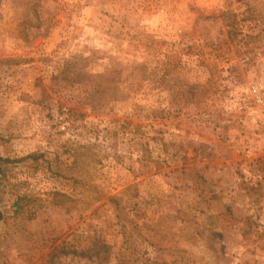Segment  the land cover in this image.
<instances>
[{
	"label": "rangeland",
	"instance_id": "374dc122",
	"mask_svg": "<svg viewBox=\"0 0 264 264\" xmlns=\"http://www.w3.org/2000/svg\"><path fill=\"white\" fill-rule=\"evenodd\" d=\"M263 80L264 0H0V264H264Z\"/></svg>",
	"mask_w": 264,
	"mask_h": 264
},
{
	"label": "trees",
	"instance_id": "16d2710c",
	"mask_svg": "<svg viewBox=\"0 0 264 264\" xmlns=\"http://www.w3.org/2000/svg\"><path fill=\"white\" fill-rule=\"evenodd\" d=\"M33 11L34 15L31 18H25L20 27L21 36L26 43H32L34 39L39 36H47L53 27L52 19L45 17L38 9H33ZM32 18H35L37 21L34 22ZM67 74H70L71 77L78 82L90 80L92 75L79 67L67 70L66 75ZM104 90H106L105 83H100L97 91L101 92Z\"/></svg>",
	"mask_w": 264,
	"mask_h": 264
},
{
	"label": "built area",
	"instance_id": "2783aa9c",
	"mask_svg": "<svg viewBox=\"0 0 264 264\" xmlns=\"http://www.w3.org/2000/svg\"><path fill=\"white\" fill-rule=\"evenodd\" d=\"M251 91L259 109L264 113V80L254 84Z\"/></svg>",
	"mask_w": 264,
	"mask_h": 264
}]
</instances>
